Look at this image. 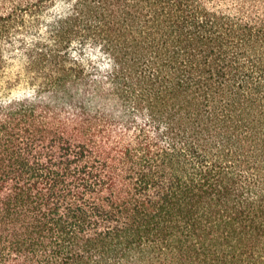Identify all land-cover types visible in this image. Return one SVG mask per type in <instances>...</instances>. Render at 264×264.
Returning <instances> with one entry per match:
<instances>
[{"label": "trees", "instance_id": "obj_1", "mask_svg": "<svg viewBox=\"0 0 264 264\" xmlns=\"http://www.w3.org/2000/svg\"><path fill=\"white\" fill-rule=\"evenodd\" d=\"M0 264H264V0H0Z\"/></svg>", "mask_w": 264, "mask_h": 264}]
</instances>
